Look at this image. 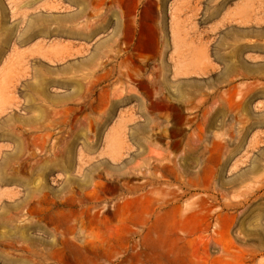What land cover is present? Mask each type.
Wrapping results in <instances>:
<instances>
[{"label":"rangeland","instance_id":"rangeland-1","mask_svg":"<svg viewBox=\"0 0 264 264\" xmlns=\"http://www.w3.org/2000/svg\"><path fill=\"white\" fill-rule=\"evenodd\" d=\"M180 1L0 0V165L18 167L22 179L0 183V264H264V205L255 211L264 199V0H182L179 8ZM176 10L184 16L174 25L210 37L214 52L235 57L213 62L221 69L229 64L228 75L172 78L175 93L181 79L189 90L201 82L212 115L203 109L188 128L211 138L221 122L231 123L226 138L238 144L235 155H218L224 151L211 141L192 156L153 155L129 125L146 122L160 98L124 116L111 107L116 77L101 80V62L87 59L100 39L135 38L137 31L157 32L149 28L155 25L167 38L164 26ZM193 11L200 15L187 17ZM30 25L39 31L25 37ZM106 86L109 99L101 102ZM69 89L76 99L63 98ZM228 94L234 110L215 116ZM114 122L122 131L113 132ZM94 214L99 219L91 222ZM167 234L187 237L186 250L160 243ZM113 250L119 253L110 259Z\"/></svg>","mask_w":264,"mask_h":264},{"label":"crops","instance_id":"crops-1","mask_svg":"<svg viewBox=\"0 0 264 264\" xmlns=\"http://www.w3.org/2000/svg\"><path fill=\"white\" fill-rule=\"evenodd\" d=\"M169 3L171 4V0ZM182 3L181 0L179 8L182 7L180 5ZM199 15L193 11L189 12L187 17L197 18ZM183 16L184 14L177 10L174 13L169 12V22L164 26L167 38H159L160 28L155 25L149 28L155 29L157 32L137 31L135 38L122 41L117 37L100 39L94 44L93 51L88 54L87 59L101 62V80L104 76L107 78L108 75L116 77L111 81V84L118 85L114 90L116 94L112 92V95L115 96V104L111 107L125 110L124 116L130 115L134 108L143 107V101L149 97L155 100L160 98V106L154 115L144 114L148 117L146 122L141 123L140 127L136 123L129 125L131 126L129 133L131 135L139 133L141 135L140 143L148 142L150 153L153 155L192 156L196 154L194 151L198 148L209 147L208 141L213 143V150L224 151L217 153L218 155H235L237 147L230 144V140L226 138V132H231V128L228 126L231 123L221 122V127L217 130L218 134L211 138L202 136L198 130L188 128L203 109H205L203 111L205 115L206 110H209V115L212 112V99L206 100L207 97L201 93V82L195 80L191 83L189 90L187 80L181 79L179 89L176 93L173 92V84L176 83L175 80H172L173 77L225 76L229 74V64L221 69L217 68L213 62H228L235 59L229 52H214L210 37L194 35L190 29L185 30L181 26L182 23L174 25L173 19L177 22ZM206 18L211 21L210 12ZM138 29L140 30L141 27ZM108 61L115 63H111L110 68L106 65L105 70L102 69L104 68L103 62ZM105 82L108 84L107 79ZM148 86H152L153 89L150 90ZM158 87L159 89H157ZM100 92L99 99L102 102L104 98H108V87H101ZM119 93L121 94L119 95ZM63 98H67L68 101L76 99L75 90L69 89ZM203 99L205 100L201 102ZM222 99L225 102L222 113H216L215 116L223 115L225 118V114L227 116L229 110H234V107L230 105L229 94L222 96ZM206 104L208 105L206 106ZM125 121L122 125L127 127L128 123ZM114 126L116 128L112 126V129L115 132L121 128V125L118 126V124ZM255 204L260 205L255 211L259 210V214H261L264 199L257 200Z\"/></svg>","mask_w":264,"mask_h":264},{"label":"bare ground","instance_id":"bare-ground-1","mask_svg":"<svg viewBox=\"0 0 264 264\" xmlns=\"http://www.w3.org/2000/svg\"><path fill=\"white\" fill-rule=\"evenodd\" d=\"M78 1V0H77ZM74 2V1H73ZM46 30V29H45ZM57 30V29H56ZM39 30H37L36 28H35V26H32V25H30L28 28H27V32H26V34H25V37H29L30 35H33V34H35V33H37ZM65 31H67V32H71V30H65ZM48 33V32H47ZM56 34V33H55ZM58 34V33H57ZM60 34V33H59ZM68 36H71V35H68ZM68 47V46H67ZM0 56H1V50H0ZM4 83V82H3ZM2 83V84H3ZM101 92H103V91H101ZM100 92V93H101ZM106 92V91H105ZM80 93V92H79ZM30 94V93H29ZM101 94H103V93H101ZM114 94H116L115 92H114ZM121 93H119V95H120ZM77 95H78V93H77ZM113 96V95H112ZM108 97V96H107ZM114 98V97H113ZM109 99V98H108ZM111 100V99H110ZM38 101V100H37ZM40 101V100H39ZM48 101V100H47ZM49 101H50V99H49ZM47 103V102H46ZM93 103V102H92ZM112 103V102H111ZM39 105V104H38ZM76 107V106H75ZM95 108H97V107H95ZM88 111V110H87ZM110 111H113V110H110ZM110 113V112H109ZM216 114V113H215ZM161 115V114H160ZM210 115H212V114H210ZM84 116V115H83ZM106 116H108V115H106ZM123 116V115H122ZM128 116V115H127ZM96 117V116H95ZM80 118V117H79ZM102 118V117H101ZM123 118H125V117H123ZM187 118V117H186ZM214 118V117H213ZM90 119H91V117H90ZM120 119V118H119ZM210 119V118H209ZM92 120V119H91ZM90 120V121H91ZM125 120H126V118H125ZM184 120V119H183ZM214 120V119H213ZM75 121H77L76 119H75ZM120 121H121V119H120ZM123 121H124V119H123ZM118 122H119V120H118ZM126 122V121H125ZM211 122V121H210ZM213 122V121H212ZM211 122V123H212ZM67 123V122H66ZM85 123V122H84ZM114 124H115V122H114ZM213 124H214V122H213ZM32 125V124H31ZM84 125V124H83ZM99 125V124H98ZM97 125V126H98ZM103 125V124H102ZM210 125V124H209ZM33 126V125H32ZM52 126V125H51ZM50 126V127H51ZM92 126V125H91ZM118 126H120L119 124H118ZM177 126H179V125H177ZM74 127V126H73ZM79 127V126H78ZM100 127V126H99ZM113 127H115V126H113ZM52 128V127H51ZM61 128V127H60ZM87 128V127H86ZM86 128H83V129H86ZM92 128V127H91ZM116 128V127H115ZM114 128V129H115ZM119 128V127H118ZM81 129V128H80ZM99 129V128H98ZM120 129V128H119ZM39 130V129H38ZM60 130V129H59ZM22 131V130H21ZM61 131V130H60ZM99 131V130H98ZM111 131V130H110ZM120 131H122L121 129H120ZM23 133H25L29 138L30 137H32V135H33V131L32 130H23L22 131ZM62 132V131H61ZM86 132V131H85ZM96 132V131H95ZM114 133H115V131H113ZM113 132L111 133V134H113ZM37 133V132H36ZM50 133V132H49ZM52 133V132H51ZM50 133V134H51ZM64 133V132H63ZM89 133H91V132H89ZM100 133V132H99ZM98 133V134H99ZM84 134V133H83ZM111 134H109V136H111ZM120 134H121V132H120ZM52 135V134H51ZM58 135V134H57ZM82 135V134H81ZM94 135V134H93ZM72 136V135H71ZM91 136V135H90ZM89 136V137H90ZM107 136H108V134H107ZM109 136L107 137V138H109ZM115 136H117L116 134H115ZM53 137V136H52ZM119 137V136H118ZM117 137V138H118ZM70 138V137H69ZM68 138V139H69ZM79 138H80V136H79ZM83 138V137H82ZM105 138H106V136H105ZM114 138V137H113ZM112 138V139H113ZM121 138H122V136H121ZM111 139V138H110ZM111 139V140H112ZM120 139V138H119ZM9 140V139H8ZM11 140V139H10ZM18 140V139H17ZM82 140V139H81ZM91 140H92V138H91ZM107 140V139H106ZM109 140V139H108ZM59 141V140H58ZM88 141V140H87ZM114 141H115V138H114ZM117 141V140H116ZM127 141V140H126ZM30 142H31V139H30ZM55 142V141H54ZM69 142V141H68ZM112 142V141H111ZM110 142V143H111ZM125 142V141H124ZM15 143V142H14ZM58 143V142H57ZM70 143V142H69ZM78 143V142H77ZM80 143H81V141H80ZM177 143V142H176ZM239 143V142H238ZM54 144V143H53ZM114 144V143H113ZM125 144H127L126 142H125ZM178 144V143H177ZM240 144V143H239ZM27 145L30 147V144L29 143H27ZM72 145V144H71ZM77 145V144H76ZM108 145V144H107ZM118 145H120V143L118 144ZM122 145V144H121ZM211 145V144H210ZM210 145H208V146H210ZM238 145V144H237ZM236 145V146H237ZM51 146V145H50ZM54 146V145H53ZM58 146H59V144H58ZM93 146V145H92ZM113 146H116L115 144L113 145ZM236 146H234V147H236ZM18 147V146H17ZM76 147V146H75ZM83 147V146H82ZM90 147V146H89ZM105 147V146H104ZM112 147V146H111ZM211 147V146H210ZM210 147H208V148H210ZM233 147V148H234ZM98 148V147H97ZM113 148V147H112ZM117 148V146L115 147V149ZM208 148H206V149H208ZM38 149V148H37ZM54 149V148H53ZM76 149V148H75ZM85 149V148H84ZM95 149V148H94ZM199 149V148H198ZM205 149V148H204ZM237 148H235V150H236ZM26 150V149H25ZM24 150V151H25ZM46 150V149H45ZM109 150H112V149H109ZM108 150V151H109ZM121 150V149H120ZM209 150V149H208ZM23 151V150H22ZM40 151V150H39ZM71 151V150H70ZM75 151V150H74ZM119 151V150H118ZM117 151V152H118ZM200 151V150H199ZM203 151V150H202ZM67 152V151H66ZM210 152V151H209ZM214 152V151H213ZM215 152H217V151H215ZM81 153V152H80ZM106 153V152H105ZM205 153H208V152H206V150H205ZM212 153V152H211ZM31 154H32V151H31ZM56 154V153H55ZM83 154V153H82ZM81 154V155H82ZM204 154V153H203ZM59 155V154H58ZM57 155V157L55 158V160H56V162H57V165H58V161H61V157H59ZM114 155V154H113ZM205 155V154H204ZM209 155V154H208ZM40 157V156H39ZM80 157V156H79ZM117 157V156H116ZM183 157V156H182ZM205 158V157H204ZM203 158V159H204ZM37 159V158H36ZM84 159V158H83ZM83 159L82 158H80V160H82L83 161ZM86 159V158H85ZM44 160V159H43ZM46 160V159H45ZM72 160V159H71ZM71 160L70 159H67V161L70 163L71 162ZM200 160V159H199ZM202 160V159H201ZM36 161V160H35ZM47 161V160H46ZM85 161V160H84ZM30 162V161H29ZM44 163V162H43ZM33 164H34V162H33ZM47 164V163H46ZM45 164V165H46ZM212 164V163H211ZM210 164V165H211ZM28 165H29V163H28ZM56 164H54V166H55ZM14 166V165H13ZM59 166H60V164H59ZM15 167V166H14ZM52 167V166H51ZM213 167V166H212ZM11 168V167H10ZM29 168V167H28ZM42 168V167H41ZM53 168H55V167H53ZM58 168V167H57ZM62 168V167H61ZM11 169H13L14 171L13 172H10L9 170H7V168L5 167V166H3L2 164L0 165V183H3V184H8V183H12V182H16V181H22V179L21 178H19L17 175L19 174L18 172V174L16 175V170L18 169V167H17V169H14V168H11ZM21 170H25V167L23 166V168L21 167L20 168ZM50 169V168H49ZM63 169V168H62ZM214 169V168H213ZM217 169V168H216ZM53 170V169H52ZM37 171V170H36ZM66 171V170H65ZM217 171V170H216ZM64 172V171H63ZM214 172H215V170H214ZM48 173V172H47ZM51 174V173H50ZM20 175V174H19ZM26 176V175H25ZM40 176V175H39ZM89 177V176H88ZM209 177V176H208ZM213 177V176H212ZM34 178V177H33ZM66 179V178H65ZM28 180H29V178H28ZM34 181V180H33ZM69 181V180H68ZM42 183V182H41ZM104 184V183H103ZM102 184V185H103ZM193 184V183H192ZM16 185V184H15ZM101 185V184H100ZM35 188V187H34ZM32 190V189H31ZM103 190V189H102ZM28 191V190H27ZM35 191V190H34ZM33 191V192H34ZM42 193V192H41ZM70 193V192H69ZM74 193V192H73ZM100 193V192H99ZM71 194V193H70ZM83 195V194H82ZM17 196V195H16ZM35 196H36V194H35ZM73 199V198H72ZM76 199V198H75ZM80 200V199H79ZM127 200V199H126ZM126 200H125V203H126ZM37 201V200H36ZM40 201V200H39ZM129 201H131V200H129ZM57 202V201H56ZM123 202V201H122ZM107 202H105L104 204H106ZM124 203V204H125ZM132 203H134V201L132 202ZM57 204V203H56ZM119 204V203H118ZM123 204V203H122ZM121 204V205H122ZM129 204V203H128ZM90 205V204H89ZM130 205V204H129ZM128 205V206H129ZM117 206V205H116ZM126 206V205H125ZM127 206V208H129ZM136 206H137V204H136ZM135 206V207H136ZM115 207V206H114ZM113 207V208H114ZM119 207H121V206H119ZM122 207H124L123 205H122ZM131 207V206H130ZM127 208H126V210H127ZM119 209V208H118ZM130 209V208H129ZM133 208L131 207V210H132ZM91 209H90V207H88L87 208V212L86 213H88V211H90ZM124 210V209H123ZM125 210V211H126ZM93 212L95 211V210H92ZM119 211V210H118ZM118 211H114V212H117L118 213ZM124 211V212H125ZM129 211V210H128ZM135 211H136V209H135ZM135 211H132V212H135ZM174 211H175V209H174ZM182 211V210H181ZM23 212V211H22ZM75 212V211H74ZM83 212V211H82ZM97 212V211H96ZM131 213V212H130ZM168 214H170V215H172L171 213H173V209H170L168 212H167ZM84 214V213H83ZM91 214H93V213H91ZM132 214H134V213H132ZM182 214V213H181ZM180 214V215H181ZM29 215V214H28ZM44 215V214H43ZM47 215V214H46ZM82 215V214H81ZM89 216H90V214H88ZM115 215V214H114ZM45 216V215H44ZM83 216V215H82ZM88 216V217H89ZM92 216V215H91ZM101 216V215H100ZM108 216V215H107ZM19 217V216H18ZM106 217V216H105ZM109 217V216H108ZM115 217V216H114ZM35 218H37V217H35ZM44 218V217H43ZM96 218H98L99 219V215H97V214H94V216L93 217H91V219H89L91 222H95L94 220L96 219ZM115 219V218H114ZM38 220V219H37ZM40 221V220H39ZM89 221V222H90ZM103 221H105L104 220V218H103ZM29 222H31L30 220H29ZM70 222V221H69ZM25 223V222H24ZM54 223V222H53ZM87 223V222H86ZM85 223V224H86ZM102 223V222H101ZM101 223H99V224H101ZM110 223V222H109ZM112 223V222H111ZM56 224V223H55ZM71 224V223H70ZM90 224V223H89ZM99 224H98V226H99ZM156 224V223H155ZM52 225H54V224H52ZM91 225V224H90ZM95 225V224H94ZM36 226H38L37 224H36ZM76 226V225H75ZM81 226V225H80ZM105 226V225H104ZM108 226H109V224H108ZM170 229L171 228H173L174 227V225H172V224H168L167 225ZM41 227V226H40ZM39 227V228H40ZM46 227V226H45ZM57 227V226H56ZM89 227V226H88ZM131 227V226H130ZM129 227V228H130ZM68 229H69V227H67ZM67 228H65V230H67ZM71 228H72V226H71ZM97 228V227H96ZM73 229V228H72ZM93 229V228H92ZM101 229V228H100ZM49 230V229H48ZM51 230H52V228H51ZM70 230V229H69ZM98 230V229H97ZM59 231V230H58ZM57 231V232H58ZM68 231V230H67ZM67 231H65V233L67 232ZM111 231V230H110ZM130 231V230H129ZM148 231H149V229H148ZM57 232H55V233H57ZM60 232V231H59ZM84 232V231H83ZM101 232V231H100ZM85 233V232H84ZM62 234V233H61ZM111 234V233H110ZM66 235H68V234H66ZM144 235H146V234H144ZM83 236V235H82ZM99 236H100V234H99ZM59 237V236H58ZM70 238V237H69ZM183 239V243L182 244H179V239ZM64 239V238H63ZM60 240V239H59ZM65 240V239H64ZM61 241V240H60ZM63 241V240H62ZM68 242V241H67ZM72 242H74V241H72ZM159 242L160 243H162V244H164L165 246H169V247H171V248H178V251H179V253H182L183 251H185L186 250V246H187V244H188V239H187V237H177V238H174V237H172L171 236V234H167L166 236H163V237H160V239H159ZM55 243H57V242H55ZM69 244V243H68ZM77 244V243H76ZM77 246H78V244H77ZM96 247V246H95ZM32 248V247H31ZM55 249H57V248H55ZM65 249V248H64ZM85 249V248H84ZM50 251H52V250H50ZM55 251V250H54ZM83 251V250H82ZM98 251V250H97ZM67 252V251H66ZM87 252V251H86ZM52 253H53V251H52ZM83 253H85V252H83ZM119 253V251L118 250H115V252H114V250H113V253H112V255L110 256V259L111 258H113V257H115L117 254ZM123 253V252H122ZM43 254V253H42ZM59 254V253H58ZM53 255H54V257H55V254L53 253ZM94 255V254H93ZM106 255V254H105ZM41 256V255H40ZM107 256V255H106ZM160 257V256H159ZM228 257V256H227ZM46 258V257H45ZM49 258V257H48ZM105 258V257H104ZM147 258V257H146ZM182 259H185V256L184 255H182V257H181ZM40 259V258H39ZM50 259V258H49ZM106 259V258H105ZM37 260V259H36ZM40 260H42V259H40ZM59 260V259H58ZM141 261H143L142 259H140ZM62 261V260H61ZM95 260H93V262H94ZM38 262V261H37ZM105 262H107V261H105ZM109 262V261H108ZM79 263V262H78ZM99 263H101V262H99ZM98 263V264H99ZM104 263V262H103ZM145 263V262H144ZM38 264V263H37ZM85 264V263H84ZM93 264H95V263H93ZM105 264V263H104ZM149 264V263H148Z\"/></svg>","mask_w":264,"mask_h":264}]
</instances>
